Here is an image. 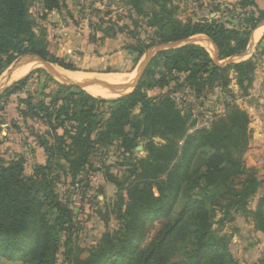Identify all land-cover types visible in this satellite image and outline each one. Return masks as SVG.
Masks as SVG:
<instances>
[{"label":"trees","instance_id":"16d2710c","mask_svg":"<svg viewBox=\"0 0 264 264\" xmlns=\"http://www.w3.org/2000/svg\"><path fill=\"white\" fill-rule=\"evenodd\" d=\"M35 1L0 0V77L25 55L39 56L76 71L72 64L49 52L44 30L37 32L38 25L30 13ZM127 1L134 14L149 18V25L157 28L154 43L139 39L131 48L137 55L135 62L154 44L183 43L200 34L217 46L218 63L240 56L264 18V10L256 0H241L242 8L250 5L258 16L252 13L245 28L230 31L214 19L183 23L175 18L168 0ZM41 3L45 11L66 8L65 0ZM149 6L152 10L147 9ZM217 62L204 47L195 44L160 51L138 87L112 100L55 82L44 69L35 70L5 91L0 98V113L6 110L11 97L18 96L19 118L13 121L14 127L21 129L20 121L28 126L32 120L47 130L43 134L36 130L31 133L46 156L45 163L37 164L32 175H25L23 156L0 161V260L57 264L59 246L55 235L74 228L72 213L60 199L57 184L62 176L72 177L75 182L82 174H89L92 156L115 148L122 156L125 174L119 179L106 167V178L116 187L119 198L115 204L119 229L105 233L71 264H237L226 244H207L213 224L208 202L211 193L221 188L224 194L214 196L211 203L215 210L228 215L232 209H246L249 199L264 186V178L258 173L240 180L241 187L236 186L237 176L245 172L235 153L248 140V118L237 106L229 105L227 115L216 118L209 129L191 132L192 114H185L180 104L184 90L200 96L207 89L226 88L233 70L245 91L253 83L256 64L252 59L224 66ZM35 73L45 74L51 82L36 94L24 92ZM153 90L160 93L151 96L149 92ZM141 143L147 152L145 158L135 156ZM206 149L207 162L198 172L206 173L202 179L208 192L202 199H195L189 194L192 168L196 156ZM226 197L231 199L223 204ZM253 214L257 229L264 233V194ZM159 218H167L166 226L141 248L147 220ZM185 242L192 252L179 260L178 245Z\"/></svg>","mask_w":264,"mask_h":264},{"label":"rangeland","instance_id":"374dc122","mask_svg":"<svg viewBox=\"0 0 264 264\" xmlns=\"http://www.w3.org/2000/svg\"><path fill=\"white\" fill-rule=\"evenodd\" d=\"M222 1H226L229 7L222 8L219 3ZM41 2L42 0L33 2L30 9L31 16L38 25L37 32L40 34L44 30L49 52L72 64L77 72L83 74L82 82L99 86L94 83H104L102 76L111 69L120 72L121 79L117 84H126L128 80L131 84L138 74L137 65L134 63L137 55L132 53L131 48L138 44L139 39L146 44L152 41L154 43L158 39L155 34L157 28L149 25V18L134 14L127 0H65L66 8L61 11H45ZM241 4V0H199L198 6H193L188 0H168V6L174 10L175 18L181 22H211L214 19L230 31H240L245 28L252 13L258 16L254 7L248 5L242 8ZM147 9L152 10L151 6ZM209 15L211 18L205 20L200 18ZM252 44L250 42V47L240 55L244 56V59L233 57L235 62L252 59L256 64L253 83L246 91L238 84L237 74L233 70L230 71V83L226 88L217 86L207 89L200 96L193 91L184 90L181 92L182 96L180 95L183 101L180 104L185 114H188L186 111L192 114L191 132L203 128L209 129L214 121L227 115L229 105L237 106L246 114L249 121L248 140L240 152L235 153V157L241 160L242 171L245 172L240 178L239 176L236 178L238 188L241 187L240 180L247 179L253 173L256 176L258 173L260 178H264V39L259 44L253 42ZM160 45L162 44H154L148 51L153 52ZM26 56L28 55L20 57L6 68L0 77V87L11 84L19 76L29 75L37 69L46 70L38 62L30 63L31 66L25 68L26 63H29L25 61ZM142 60H145V57ZM226 61L223 60L222 64H219L224 66ZM49 63L58 72L52 75L46 70L52 80L58 83L64 82L62 78L70 71L55 63ZM23 64L25 65L21 68ZM133 67L135 70L131 74L129 71ZM15 68L24 71L14 74ZM218 81H221V77ZM46 82L51 81L45 74L35 73L24 92L36 94L42 90ZM121 86V89L116 90L117 92L113 91L112 95L105 98L109 100L119 98L132 90L130 85L126 88L123 87L124 85ZM76 87L86 92L91 90L90 86ZM159 92L154 90L153 94ZM14 113L15 111L11 113L9 110L0 113V161L10 162L23 156L26 160L25 175L30 176L37 164H44L46 161L44 150L38 147V141L31 133L36 130L37 133L43 134L47 129L42 123L32 120L28 126L20 121L21 129H17L13 126V121L18 120L11 119ZM140 146L142 149L137 150L135 156L145 158L147 152L143 148L144 144L141 143ZM208 153V149L200 153L193 164V179L189 184V194L195 199H202L208 192L202 179V174L206 173L198 172L207 162ZM91 162L93 168H90L89 174H82L75 182L72 177L62 176L57 184V193L62 202L69 207L74 221L71 232L55 235V241L59 246L57 264H71L82 250L95 245L105 233H114L119 229L118 210L115 207L119 198L116 195V187L107 180L106 173L108 170L109 174L119 179L124 176L126 168L122 166V156L112 148L98 151L92 156ZM222 193L224 194L221 188L211 193V202L214 196H220ZM263 194L264 186L249 199L246 209H232L228 215L225 211L215 210L213 203L208 202L213 224L207 244L218 242L226 244L232 259L237 264H264V233L257 229V221L253 214ZM229 199L231 197H226L221 202L225 204ZM167 222V218L147 220L146 237L141 248L161 232ZM187 246L188 242L178 245L176 257L179 260L188 258V254L192 252V248L187 249ZM0 264L25 263L2 258Z\"/></svg>","mask_w":264,"mask_h":264},{"label":"crops","instance_id":"0c3cea01","mask_svg":"<svg viewBox=\"0 0 264 264\" xmlns=\"http://www.w3.org/2000/svg\"><path fill=\"white\" fill-rule=\"evenodd\" d=\"M261 0H256V4H258V6L261 8V10H264V0H262L261 2H260ZM262 2H263V4H262ZM262 31V32H261ZM189 39H191V40H193V42L192 43H190V44H195V45H199V46H202V47H204L209 53H210V55H211V57L214 59V58H216L215 56H214V54H215V52H216V45H215V43L209 38V37H207L206 35H202V34H200V35H196V36H193V37H191V38H189ZM263 39H264V24L262 25H260L257 29H255L254 31H253V34H252V40H251V44H252V42L253 43H255V44H259V43H261L262 41H263ZM184 45H188V44H181V45H179L177 48H179V47H182V46H184ZM253 45V44H252ZM249 47H250V45H249ZM218 49V48H217ZM248 49V48H247ZM151 53H153L151 50L150 51H147L140 59H139V61H137V62H134V63H136V65H137V70H138V74H137V77L135 78V80L133 81V82H131V84H130V80H128V81H126V84H110L109 82H107L108 80H115V79H121L120 77H119V75H120V72H117V71H114V70H111V69H108L105 73H104V75L102 76V78L105 80V83H107V84H110V85H115V86H121V85H124L123 87H128L129 85V87H131V92H133L136 88H135V85L137 84V82H136V79L138 78V76H139V74H140V72H141V68H142V65H143V63L145 62V60H146V58L148 57V55H150ZM145 57V60H142L143 58ZM155 58V57H154ZM153 58V59H154ZM152 59V60H153ZM217 59H218V55H217ZM141 61H143V62H141ZM152 62V61H151ZM150 62V63H151ZM30 63H36V62H29V63H26V65L25 64H23V65H21V68H23L24 67V65H25V68L26 67H29V65H30ZM141 63V64H140ZM219 63H221L222 64V62H219ZM28 64V65H27ZM139 64H140V66H139ZM224 64H226V63H224ZM150 65V64H149ZM138 66H139V68H138ZM149 67V66H148ZM21 68H15V70H14V74L17 72V73H22L23 71H24V69H21ZM148 69V68H147ZM146 69V70H147ZM134 67H133V69H131V71H129L131 74H132V72H134ZM145 70V71H146ZM78 73L79 74H81L80 72H77V71H70L69 72V74H72V75H75V74H77L78 75ZM145 73V72H144ZM130 74V75H131ZM30 75V74H29ZM29 75H26V76H24V75H22V76H19L18 78H16V80L15 81H13V82H11V84H7V85H3V87H0V98H1V96L3 95V93L5 92V91H7L8 89H10L11 87H13V86H15L18 82H20L21 80H23V79H25L27 76H29ZM81 75H83V74H81ZM143 76H144V74L142 75V78H143ZM141 78V79H142ZM67 81H70V80H67ZM141 81V80H140ZM71 82H73V81H71ZM75 82V81H74ZM119 82V81H118ZM139 83V82H138ZM6 84V83H5ZM101 87V86H100ZM104 90H106V91H108L109 93H111L112 94V92H113V90H109V89H106V88H103ZM91 91H97V90H88V92L87 93H89L90 94V92ZM116 91V90H115ZM156 91V90H155ZM117 92V91H116ZM131 92H129V93H131ZM153 92H154V90L153 91H150L149 92V94L151 95V96H154V94H153ZM129 93H126V95L127 94H129ZM160 93V92H159ZM90 95H92V94H90ZM125 94H122L120 97H122V96H124ZM157 95V94H156ZM93 96V95H92ZM17 97L18 96H13V97H11L10 98V101L8 102V105L6 106V110H5V112H7L8 110H9V112H11L12 113V111H15V113L13 114V116H11V119H18L19 118V116H18V113H17V108H18V104H17ZM94 97H96V96H94ZM101 98H104V99H107V98H105V97H103V96H100ZM112 99H117V98H112ZM112 99H110V100H112ZM107 100H109V99H107ZM46 159V158H45Z\"/></svg>","mask_w":264,"mask_h":264},{"label":"water","instance_id":"95a60500","mask_svg":"<svg viewBox=\"0 0 264 264\" xmlns=\"http://www.w3.org/2000/svg\"><path fill=\"white\" fill-rule=\"evenodd\" d=\"M262 25L264 24V21L261 23ZM193 42V40H191V39H188V40H186L185 42H183V43H177V42H172V43H167V44H162V45H160V46H158V47H156L155 48V50L153 51V53H151L150 55H148V57L146 58V60H145V62L143 63V65H142V68H141V72H140V74H139V76H138V78L136 79V82H137V84L135 85V88H137L138 87V85H139V83L138 82H140V80H141V78H142V75L144 74V72H145V70L148 68V66H149V64H150V62L152 61V59L160 52V51H163V50H167V49H173V48H177L179 45H183V44H190V43H192ZM247 52H249V50L247 51ZM219 54V50L217 49V47H216V52H215V54H214V56L216 57V58H214L215 59V61L217 62V55ZM240 59H244L245 57L244 56H238ZM237 57V58H238ZM25 61H27V62H38V63H40V64H42L44 67H45V69L49 72V73H51L52 75H56L58 72L56 71V69L49 63V62H47V61H45V60H43L41 57H39V56H35V55H28V56H26L25 57ZM235 62L236 60L234 59V58H230V59H228L225 63H227V62ZM217 64H219L218 62H217ZM61 83H63V84H65V85H74V86H79V87H86V86H95V85H93L92 83H89V82H71V81H67V80H64V82H61ZM94 84H99V86H101L102 88H106V89H109V90H113V91H115V90H118V89H121V87L122 86H115V85H110V84H107V83H94ZM126 95V94H125ZM142 149V147L141 146H139L138 148H137V150L138 151H140Z\"/></svg>","mask_w":264,"mask_h":264},{"label":"bare ground","instance_id":"6f19581e","mask_svg":"<svg viewBox=\"0 0 264 264\" xmlns=\"http://www.w3.org/2000/svg\"><path fill=\"white\" fill-rule=\"evenodd\" d=\"M26 63V62H25ZM28 65V64H27ZM41 65V64H40ZM31 66V65H30ZM37 66V65H36ZM64 73V72H63ZM17 74V73H16ZM20 74V73H19ZM25 75V74H24ZM22 76V75H21ZM62 78V77H61ZM60 79V78H59ZM70 80V81H75V82H82L84 79V76L79 74H68L65 77L62 78V80ZM104 80V79H103ZM97 81V80H96ZM105 81V80H104ZM119 81V79H115V80H108L107 82H109L110 84H117V82ZM91 88V90H97V91H91L90 94H92L93 96H110L112 95L111 93L107 92L106 90H104L102 87L100 86H95V87H89ZM107 92V93H106Z\"/></svg>","mask_w":264,"mask_h":264},{"label":"built area","instance_id":"2783aa9c","mask_svg":"<svg viewBox=\"0 0 264 264\" xmlns=\"http://www.w3.org/2000/svg\"><path fill=\"white\" fill-rule=\"evenodd\" d=\"M193 6H198V2H199V0H188ZM220 3V5H221V7L222 8H228L229 6H228V4H227V2L226 1H222V2H219ZM198 8V7H197ZM213 16V15H212ZM201 18V20H205V19H208V18H211V15H209V16H201L200 17Z\"/></svg>","mask_w":264,"mask_h":264}]
</instances>
